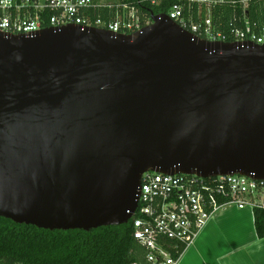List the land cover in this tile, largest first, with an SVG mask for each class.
<instances>
[{
  "label": "water",
  "instance_id": "1",
  "mask_svg": "<svg viewBox=\"0 0 264 264\" xmlns=\"http://www.w3.org/2000/svg\"><path fill=\"white\" fill-rule=\"evenodd\" d=\"M152 20L0 32L1 217L90 231L130 221L148 172L264 179V46Z\"/></svg>",
  "mask_w": 264,
  "mask_h": 264
},
{
  "label": "built area",
  "instance_id": "2",
  "mask_svg": "<svg viewBox=\"0 0 264 264\" xmlns=\"http://www.w3.org/2000/svg\"><path fill=\"white\" fill-rule=\"evenodd\" d=\"M159 4L162 0H142ZM169 17L200 39L264 46V25L246 15L230 21L226 31L217 29L210 14L196 22L185 14V5H222L229 0H177ZM186 2V3H185ZM247 0L243 1L246 8ZM116 8L115 21L92 17V10ZM201 13V12H200ZM147 20V19H146ZM130 0H0V32L5 35H35L44 28L68 24L133 34L151 23ZM152 20V19H151ZM228 204L240 209L264 210V179L240 174L200 177L188 174L148 172L143 175L138 206L133 213L134 239L144 248L149 264H177L214 213ZM183 249V250H184ZM181 255V254H180ZM1 264V263H0Z\"/></svg>",
  "mask_w": 264,
  "mask_h": 264
},
{
  "label": "trees",
  "instance_id": "3",
  "mask_svg": "<svg viewBox=\"0 0 264 264\" xmlns=\"http://www.w3.org/2000/svg\"><path fill=\"white\" fill-rule=\"evenodd\" d=\"M96 3L101 0H94ZM117 2L119 0H107ZM229 0L222 5H185V14L196 22L209 14L217 29L226 31L235 17L246 15L264 25V0ZM177 0H162L159 4L130 0L141 13L143 21L152 22V13L168 14ZM186 3V2H185ZM116 8L92 10V17L115 21ZM201 12V13H200ZM146 20V21H147ZM259 238H264V210L255 208ZM184 247H181L183 251ZM181 253H174L178 258ZM1 264H149L144 248L134 239L132 221L122 225L101 226L90 231L49 230L35 225L16 223L0 216Z\"/></svg>",
  "mask_w": 264,
  "mask_h": 264
},
{
  "label": "crops",
  "instance_id": "4",
  "mask_svg": "<svg viewBox=\"0 0 264 264\" xmlns=\"http://www.w3.org/2000/svg\"><path fill=\"white\" fill-rule=\"evenodd\" d=\"M177 264H264L254 210L236 204L219 208Z\"/></svg>",
  "mask_w": 264,
  "mask_h": 264
},
{
  "label": "bare ground",
  "instance_id": "5",
  "mask_svg": "<svg viewBox=\"0 0 264 264\" xmlns=\"http://www.w3.org/2000/svg\"><path fill=\"white\" fill-rule=\"evenodd\" d=\"M168 15V14H167ZM169 16V15H168ZM153 21V20H152Z\"/></svg>",
  "mask_w": 264,
  "mask_h": 264
}]
</instances>
